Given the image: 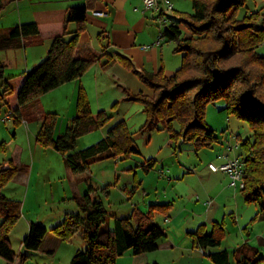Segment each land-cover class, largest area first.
I'll use <instances>...</instances> for the list:
<instances>
[{"label":"trees","instance_id":"1","mask_svg":"<svg viewBox=\"0 0 264 264\" xmlns=\"http://www.w3.org/2000/svg\"><path fill=\"white\" fill-rule=\"evenodd\" d=\"M15 0H0V16ZM100 0H86V4L38 9L34 20L13 26L5 35L0 34V80L4 91L1 99L9 107L15 122L24 119L23 111L32 102L65 83L80 79L92 63L107 55L109 43L102 54L92 53L87 59L76 58L80 36L86 29L87 14L95 9ZM248 0H192L193 13L177 15L187 26L189 36H184L178 23H171L162 30V37L177 44L176 52L183 53L182 65L173 75L165 73L164 66L157 72L140 69L125 55L109 54L104 68L120 63L131 79L123 84V76L116 75L126 100L139 101L144 105L146 122L139 132L148 135L155 130H167L171 138L193 142L197 150L212 147L217 141L216 131L206 122L208 104L224 99L229 113L249 122L254 139L244 140L239 146L244 163L245 202L255 203L259 212L256 217L264 221V55L258 47L264 42V11H256L240 19L238 11ZM75 23V31L69 25ZM60 25L52 32L46 57L28 72L5 77L1 52L20 45L22 38L43 34L42 26ZM101 33L99 36H101ZM121 79V80H120ZM127 86V87H126ZM57 112H47L37 134L42 146H50L65 156L75 175L88 172L96 159L117 158L140 153L125 120L119 121L98 142L78 149L79 139L106 126L111 116L105 110L91 108L85 87L78 90L75 115L66 129L55 136L59 122ZM179 123L180 129L175 125ZM0 166V257L7 264H14L18 255L13 249L9 235L22 215V202L4 194L5 187L18 171L13 160ZM153 161L144 165L148 171ZM80 209L67 213L65 219L52 231L63 241H70L84 231L85 249H78L71 264H116L127 251L143 254L158 249L166 232L154 221V210L163 211L167 205L157 204L148 213L134 209L130 217L115 218L114 227L106 226L108 211L89 183L88 190L75 198ZM49 232L41 223H31L23 238L25 251L21 263L29 258V252L39 250ZM224 223H214L210 233L202 225L191 233L196 247L203 250L222 245L225 237ZM209 257L215 264H230L227 251L213 252ZM260 259L251 260L258 264ZM240 264H248L239 262Z\"/></svg>","mask_w":264,"mask_h":264},{"label":"rangeland","instance_id":"2","mask_svg":"<svg viewBox=\"0 0 264 264\" xmlns=\"http://www.w3.org/2000/svg\"><path fill=\"white\" fill-rule=\"evenodd\" d=\"M171 1L175 10H164L169 15L176 16L177 19L172 18V22L179 24L184 36H189L191 34L189 29L179 21L177 15L193 13L192 0ZM163 8L161 6V9ZM96 9L107 12L109 16L105 18L96 14L94 12ZM256 11H264V0H248L239 9L238 17L242 19ZM158 13L156 10L144 11L143 0H100L95 9H90L87 14L86 29L83 33H87L88 36L83 41L82 33L78 46L84 45L85 48L89 47L94 52L102 54L104 46L99 40V34L105 32L110 36L109 54L115 55L118 52L125 55L140 69L157 72L161 66H164L167 73L175 71L181 67L183 58V53L176 52V42L164 40L161 47L153 46L148 52L143 50V47L156 41L161 30L171 22L160 19ZM71 27H75L76 30L77 25L71 23ZM257 50L264 55V42ZM133 53L136 55L135 59L131 56ZM108 57L102 55L100 60L92 63L81 79L92 110H105L111 116V120L106 126L82 136L78 141V149L87 148L98 142L115 124L125 120L140 153L96 159L91 163L88 172L75 175L64 155L50 146H42L37 141L42 123L40 116L47 112H57L62 117L61 124H65L69 118L68 110L74 82L65 83L39 97V102L32 105L31 112L24 109L23 114L27 121L21 120L17 123L14 117L4 121L3 117L9 109L0 99V166L9 165L8 160L12 156V150L19 144L23 147V165L28 168L27 172L18 171L4 190L7 196L22 202V215L9 235L12 247L18 255L17 261H21V254L25 251L23 238L29 223L37 222L49 230L50 238L47 243L50 244V248L55 249L58 259L56 263L71 264L69 249L74 251L85 248L84 231L76 234L70 241H63L52 229L65 219L67 213L80 212L75 198L86 193L89 183L97 189L108 210L106 226L109 227L113 225L116 216H127L133 207L146 205V208H150L152 205H157L149 204L164 198V187L173 189L168 185L169 178L181 177L187 169L199 165L197 174L192 176L199 179L204 164L206 166L210 162L220 164L218 156L221 151L231 152L233 156L239 155V148L232 151L229 147L232 146L234 149L236 145L240 146L242 141L254 139L248 121L224 110L226 107L224 99L210 103L206 108V122L214 128L217 136V141L212 147L197 150L193 142L181 138L175 140L167 130H155L149 139L148 135L139 132L147 119L144 105L139 101L126 100L123 89L118 88L114 82L117 80L115 70L119 66L114 64L110 68H104ZM2 83L0 81V97L4 91ZM31 113L34 114L29 117ZM175 127L179 130V123H176ZM149 161H153L154 165L147 171L144 165ZM21 173H26L28 177L21 180L17 176ZM242 197L245 201L244 195ZM246 204L255 207V203ZM154 212H158L155 214L156 221L163 222L164 211L154 210ZM243 215L245 217L239 223V230L235 229L236 224L230 217L225 221L226 234L222 246H226V243L237 246L243 243V238H252L260 232L263 223L261 219L253 220L255 214L250 221H244L248 213ZM54 241L56 245H53ZM233 250L230 252L231 264H238ZM29 258L28 264H53L46 253L31 252ZM251 258L260 259L258 264H264V246L261 247L260 254L256 253ZM0 264L7 262L0 257Z\"/></svg>","mask_w":264,"mask_h":264},{"label":"crops","instance_id":"3","mask_svg":"<svg viewBox=\"0 0 264 264\" xmlns=\"http://www.w3.org/2000/svg\"><path fill=\"white\" fill-rule=\"evenodd\" d=\"M84 4H86V0H15L2 12V15L0 16V34L5 35L13 26L32 22L34 20V12L38 9L69 7ZM97 5L98 3L96 4V6ZM94 12L105 18L109 16L107 12L99 9L94 10ZM157 16L164 21H170L172 18L177 19L175 15H169L165 10L159 12ZM171 23L175 22H172L171 20L170 24ZM74 28L75 27H71L70 24V32H73L75 30ZM59 30L60 25L42 26L43 34L22 38L20 41V45L17 48L2 51L1 60L5 67V77L7 78L16 76L18 74H21L22 72H28L34 66L39 64L46 57L48 48L51 43V33ZM101 33H103V35L101 36L102 38H100L99 36L101 44L104 46L109 43V47L106 50L108 56V50L111 46L110 36L107 33L105 34V32ZM87 36V33H83L81 36L82 40H86ZM153 46H150L148 48H145V46L143 47V50L145 52H148L152 49L151 47ZM161 46H163V44L154 47ZM111 48L114 49L113 47ZM102 51L104 52V49ZM92 53L99 54L98 52H94L89 47L85 48L84 45H80L76 50L75 56L76 58L87 59ZM131 56L134 57V59L136 57L134 53L131 54ZM116 65H118L119 67L115 70V74L118 75L120 73L123 76V80H121L120 82L123 84H128L127 81L131 79L129 72L126 71L120 63L115 64L114 66ZM175 72L176 70L169 71L168 73L165 71V73L169 76L173 75ZM0 81L3 82V80ZM72 82H74V87L72 90L71 103L68 110L69 118L67 119L65 124H61L62 117L60 116L55 131L56 137L66 129L67 125L75 115L78 90L80 85H83V83L81 78ZM114 82L117 87L120 88L119 82L117 80H114ZM2 88L4 90L3 83ZM38 102L39 99L32 102L25 109H28L30 110L29 112H31L32 105ZM33 114L34 113H31L29 117L33 116ZM43 115L40 116L41 121ZM10 119H13V116L11 110L9 109V112L5 113L3 120L7 121ZM23 120L27 121V118L24 116ZM229 148L234 151L239 148V145H236L234 149L232 146H230ZM22 153L23 147L19 144H17L12 150V156L10 159L13 160L14 166L17 169H20L22 166H24L22 162ZM237 156V154H234V156L231 155V152L228 151H221L218 156V162L222 164L225 163L228 159ZM199 169L200 166L198 165L196 166V168H189L186 172H181V177L174 176V178H169L168 185L173 187V189L169 190V188L164 187V198L157 200L158 202H152L149 204L167 205L163 210V222L156 221L155 214H157L158 212H153L152 214L153 221L166 232V237L160 242L158 249L143 254H133L132 251H127L123 256L118 258L117 264H215L214 261H212V259L209 257L210 253L225 250L227 251L230 259V252L232 249H234L233 253L238 264H240L239 262L252 264V255L255 256L256 253L260 254L261 247L264 246L263 220H261V222L263 223L260 232L252 236V238H243V243L238 244L237 246H230V244L226 243V246L221 245L219 247L209 248L207 250L196 247L191 233L197 231L200 226L203 225L206 228V232L210 233L213 229L214 223H225L228 217H230L231 221L236 224L235 229L239 230V223L245 217L243 215L244 213H248V216L246 217V220L244 219V221H250V219L255 214L257 215L259 212V208L256 204L255 207H251L253 205H247L245 203L242 197V191L235 190L234 188L230 187L229 177L226 172H214L209 168L208 165L206 166L204 164V167L203 169L201 168L202 171L199 175L201 176V178L195 179L192 176L196 175ZM17 176L20 177L21 180H25L28 177L26 173H21ZM9 198L16 199L13 197ZM136 207H133V209L129 210L127 216H116L115 218L130 217ZM137 209L141 210L144 213L149 212V207L146 208V205H140L137 207ZM114 220L113 225L109 226V228L114 227ZM1 221L2 218L0 217V222ZM31 223L33 222L29 223V228ZM29 228L27 227L25 236L29 232ZM48 238H50V233H47L44 237L43 244L40 249L32 252H34L35 254L46 253L50 257L52 263L57 264L56 260L58 259L56 258L55 249L50 248V244L48 245ZM53 245H56L55 241L53 242ZM78 249L74 251L69 249L70 262ZM28 255L29 257H31V252H29ZM29 261L30 258L24 264H28ZM14 264L22 263L21 261L16 260Z\"/></svg>","mask_w":264,"mask_h":264},{"label":"built area","instance_id":"4","mask_svg":"<svg viewBox=\"0 0 264 264\" xmlns=\"http://www.w3.org/2000/svg\"><path fill=\"white\" fill-rule=\"evenodd\" d=\"M144 11L156 10L158 12L174 10V4L171 0H143ZM161 6L164 8L161 9ZM162 33H160L159 38L151 45L146 46L148 48L150 46H160L163 43ZM209 168L214 171H223L226 172L229 177V185L235 190L242 191L245 188V179H244V170L245 166L240 157H233L228 159L225 163L217 165L216 163H209Z\"/></svg>","mask_w":264,"mask_h":264}]
</instances>
